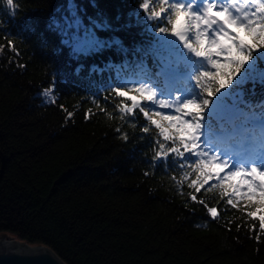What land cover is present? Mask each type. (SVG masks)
<instances>
[{
	"label": "trees",
	"instance_id": "1",
	"mask_svg": "<svg viewBox=\"0 0 264 264\" xmlns=\"http://www.w3.org/2000/svg\"><path fill=\"white\" fill-rule=\"evenodd\" d=\"M14 3L9 9L0 0V231L43 243L66 264H264L258 205L253 201L250 208L236 197V208L227 205L221 194L231 195L227 185L197 193L188 186L196 175L183 178L191 168L174 165L172 154L164 162L153 160L159 143L167 147L171 141L164 142L138 109L121 118L116 108L131 102L113 89L127 91L141 82L157 91V98H168L160 95L162 89L171 91L172 99L184 95L174 90L179 84L166 86L157 76L159 61L146 55L162 40L173 41L196 61L193 67L207 68L175 37L155 30V20L146 19L159 0H149L148 11L143 0ZM249 9L255 11L252 2ZM82 29L113 43L74 53ZM232 31L252 42L242 29ZM189 35L194 44V31ZM141 61L147 74L138 67ZM186 83L195 88L194 80ZM50 86L52 95L43 96ZM237 91L235 123L241 125L244 114L259 123L264 85L249 83ZM234 158L222 156L231 164ZM241 164L230 167H246ZM204 205L217 207L218 218Z\"/></svg>",
	"mask_w": 264,
	"mask_h": 264
},
{
	"label": "snow or ice",
	"instance_id": "2",
	"mask_svg": "<svg viewBox=\"0 0 264 264\" xmlns=\"http://www.w3.org/2000/svg\"><path fill=\"white\" fill-rule=\"evenodd\" d=\"M250 2L255 11L249 9ZM5 3L9 9H15L14 0H5ZM141 7L148 11L149 0H143ZM157 7L158 10L153 9L146 17L148 21L157 22L155 30L175 37L188 53L206 61L207 68L201 71L193 67L196 61L185 56L173 41L162 40L159 48L146 55L159 61L157 76L164 78L166 86L175 82L180 87L174 90L182 91L184 95L172 99L171 91L166 93L162 89L160 95L168 98H157V91L141 82L139 87L127 91L113 89L115 96L126 97L131 102V106L119 103L116 108L121 118L134 115V110L138 109L148 124L159 130V137L164 142L171 141L167 147L165 143H159L160 150L154 153L153 160L164 162L172 154L174 165L178 164L181 169L191 168V173L185 171L183 178L192 173L196 175L188 186L197 193L205 186L211 190L217 185L222 188L227 185L232 189L231 195L226 190L221 194L228 197L226 203L232 208L237 207L233 197L248 201L250 208L254 201L260 213L259 228L264 234V170L255 166L250 170L246 167L232 170L230 159H222V156H227L236 157L238 163L256 158L264 161V114L259 117V123L247 114H244L245 120L241 125L235 123L236 114L240 111L235 101V97L241 94L237 90L249 83L264 85V0H243L240 4L231 0L230 3H220L218 11H214L217 4L212 0H200V4L197 0L188 3L159 0ZM169 11L170 15H166ZM10 15H14V11ZM232 29H242L252 42L247 43ZM193 31L194 44L190 42L189 35ZM112 43L100 41L85 29L83 36L75 37L73 51L88 54L110 47ZM8 47H12L10 42ZM138 67L141 73L147 74L143 61ZM200 67H204L203 63ZM190 69L194 74L189 75ZM187 80H194L195 88L186 83ZM229 85L232 88L222 91ZM52 92L51 86L46 87L42 95L49 97ZM130 92L135 95H129ZM141 101L146 103L141 104ZM147 103L159 109H171L174 114L152 110L146 106ZM249 122H253L251 128L245 126ZM142 131L148 133L149 126H144ZM123 139L127 140V136ZM191 199L197 200L196 196H191ZM204 206L212 219L218 218L217 207ZM247 216L257 218V213L248 211Z\"/></svg>",
	"mask_w": 264,
	"mask_h": 264
},
{
	"label": "water",
	"instance_id": "3",
	"mask_svg": "<svg viewBox=\"0 0 264 264\" xmlns=\"http://www.w3.org/2000/svg\"><path fill=\"white\" fill-rule=\"evenodd\" d=\"M16 235L0 231V264H66L43 243H27Z\"/></svg>",
	"mask_w": 264,
	"mask_h": 264
},
{
	"label": "rangeland",
	"instance_id": "4",
	"mask_svg": "<svg viewBox=\"0 0 264 264\" xmlns=\"http://www.w3.org/2000/svg\"><path fill=\"white\" fill-rule=\"evenodd\" d=\"M213 2H218V0H213ZM214 10H215V11H218L219 8L217 7V8H215ZM84 31H85V30L82 29V31H81V35H80V36H83ZM191 35H193V33H191ZM200 59L202 60V58H200ZM169 84H170V86H171L172 83H169ZM237 162H238V161H237V158L235 157V158L233 159V161H232V164H235V163H237ZM247 162H250V163H251V167L255 166V167H257L258 169H260V168H262V167L264 166V161H262V160H260V159H258V158H256V159H252V160H249V161H245V162L242 163L241 165H243V166H247V165H246ZM232 164L230 163V166H231V167H233Z\"/></svg>",
	"mask_w": 264,
	"mask_h": 264
}]
</instances>
